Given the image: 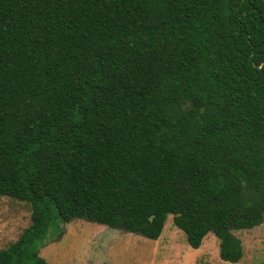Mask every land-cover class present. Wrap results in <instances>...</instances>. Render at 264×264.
<instances>
[{"label":"trees","instance_id":"trees-1","mask_svg":"<svg viewBox=\"0 0 264 264\" xmlns=\"http://www.w3.org/2000/svg\"><path fill=\"white\" fill-rule=\"evenodd\" d=\"M0 194L50 221L243 256L264 219V0H0Z\"/></svg>","mask_w":264,"mask_h":264},{"label":"rangeland","instance_id":"rangeland-1","mask_svg":"<svg viewBox=\"0 0 264 264\" xmlns=\"http://www.w3.org/2000/svg\"><path fill=\"white\" fill-rule=\"evenodd\" d=\"M29 203L0 194V249L18 240L29 226ZM243 256L230 262L219 255V239L208 233L192 248L169 214L156 239L83 219H53L46 234L34 242L48 264H264V219L249 229L235 230Z\"/></svg>","mask_w":264,"mask_h":264}]
</instances>
